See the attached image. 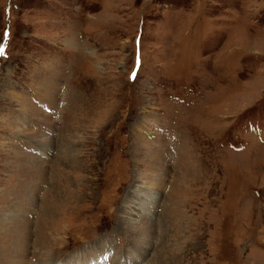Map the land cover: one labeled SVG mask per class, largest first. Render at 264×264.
<instances>
[{"label": "rangeland", "instance_id": "374dc122", "mask_svg": "<svg viewBox=\"0 0 264 264\" xmlns=\"http://www.w3.org/2000/svg\"><path fill=\"white\" fill-rule=\"evenodd\" d=\"M0 264H264V0H0Z\"/></svg>", "mask_w": 264, "mask_h": 264}, {"label": "snow or ice", "instance_id": "6c2138e0", "mask_svg": "<svg viewBox=\"0 0 264 264\" xmlns=\"http://www.w3.org/2000/svg\"><path fill=\"white\" fill-rule=\"evenodd\" d=\"M6 35H7V33H6Z\"/></svg>", "mask_w": 264, "mask_h": 264}]
</instances>
